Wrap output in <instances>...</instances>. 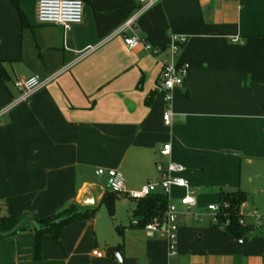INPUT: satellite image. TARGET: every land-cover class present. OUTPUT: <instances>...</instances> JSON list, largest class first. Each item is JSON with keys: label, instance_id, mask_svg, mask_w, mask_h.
Listing matches in <instances>:
<instances>
[{"label": "crops", "instance_id": "0c3cea01", "mask_svg": "<svg viewBox=\"0 0 264 264\" xmlns=\"http://www.w3.org/2000/svg\"><path fill=\"white\" fill-rule=\"evenodd\" d=\"M38 1L0 0V111L19 97L16 81L59 73L0 119V218L45 219L72 204L99 210L110 191L99 170H118L132 191L159 182L157 165L170 161L185 167L197 206H179L174 257L163 235L135 224L138 201L119 195L107 222L100 210L65 228L61 245L46 236L44 260L32 231L0 240V264H264V0H157L125 34L164 52L172 35L187 38L178 64L190 69L173 93L171 127L158 59L115 35L145 3L82 0L83 22L66 32L38 23ZM222 191L246 196L241 216L252 230L242 243L208 211ZM184 195L164 196L178 204Z\"/></svg>", "mask_w": 264, "mask_h": 264}, {"label": "built area", "instance_id": "2783aa9c", "mask_svg": "<svg viewBox=\"0 0 264 264\" xmlns=\"http://www.w3.org/2000/svg\"><path fill=\"white\" fill-rule=\"evenodd\" d=\"M140 1L145 3L144 6L135 15L131 16L115 35L124 34V42L128 50L134 51L137 49H143L153 58L158 59V62L162 66V72L157 92L165 104V112L163 116L164 124L171 127L174 117L173 93L177 88L184 85L190 69V65L187 63L182 65L178 64L180 45L185 43L187 38L172 35L171 44L168 50L164 52V50L156 47L144 37H139L135 34L125 35L128 31H132V26L136 19L152 9L157 3V0ZM84 7L85 4L82 0H39L37 5V20L38 23L43 25L61 26L66 32H68L72 30L73 27L82 24ZM58 74L45 80H42L39 76H33L26 80L16 81L14 85L19 92V97L0 111V119L16 106L28 103L36 93L53 81ZM171 154V144L165 145L161 151V156L168 158ZM157 172L161 177L159 182H150L141 189L132 191L127 189L125 179L118 170L101 169L98 171V174L111 179L109 184L111 192L118 195H125L134 201L144 200L158 193H161L170 199L172 189L174 188L185 191V195L179 199L178 204L169 200L168 206L163 215L144 227V230L149 235H163L168 242L169 256L174 257L178 254V232L181 216L179 206L189 211L197 206V197L196 192L193 191L189 182L183 177L185 172V167L183 165L174 161H170L167 165L159 163L157 165ZM227 207L228 205L226 204L225 208ZM208 211L213 213L216 222L220 220V205H209ZM135 224H138V222H135ZM240 224L246 226L245 220L242 216ZM228 225L229 222L223 223L224 227H227ZM242 242V239L239 240V243ZM94 254L100 255L96 251Z\"/></svg>", "mask_w": 264, "mask_h": 264}, {"label": "trees", "instance_id": "16d2710c", "mask_svg": "<svg viewBox=\"0 0 264 264\" xmlns=\"http://www.w3.org/2000/svg\"><path fill=\"white\" fill-rule=\"evenodd\" d=\"M19 8V0H11ZM20 17L22 24L26 23L24 14L20 11ZM0 63V78L3 82L6 81L4 70ZM119 195L111 191L107 192L103 199L102 204L106 206L108 214L111 218H114L116 212V202ZM246 201V196L240 192H221L220 196V220L222 223L229 222V225L225 227L227 235L232 240H241L244 236L248 235L252 228L248 226H242L240 224L241 219V207ZM228 205L225 208V205ZM168 206L167 198L163 194H155L147 199L138 201V208L136 215L141 217L139 226L145 227L147 224L159 219ZM98 214V208H83L78 204H72L65 210L57 213L56 215L38 219L36 217H14L3 216L0 218V240L12 238L18 234L32 231L35 234V255L38 260L46 259L43 252V242L46 236L52 238V240L60 244V238L63 231L68 226L81 222H92ZM118 233L123 234L121 229L117 228Z\"/></svg>", "mask_w": 264, "mask_h": 264}, {"label": "rangeland", "instance_id": "374dc122", "mask_svg": "<svg viewBox=\"0 0 264 264\" xmlns=\"http://www.w3.org/2000/svg\"><path fill=\"white\" fill-rule=\"evenodd\" d=\"M100 210H101V212H100L101 215H103V218L102 219H103V221L105 223V222H107V219L109 218V214H108V211L106 209V206L104 204H102V203H101L100 208L98 210V214H99V211ZM99 217H100V214H99ZM97 218H98V215H97ZM100 223H101V221H100Z\"/></svg>", "mask_w": 264, "mask_h": 264}, {"label": "water", "instance_id": "95a60500", "mask_svg": "<svg viewBox=\"0 0 264 264\" xmlns=\"http://www.w3.org/2000/svg\"><path fill=\"white\" fill-rule=\"evenodd\" d=\"M109 182H111V179L109 180ZM109 253L112 256H114L118 262H121L122 261L121 258H120V255L118 253V250L116 248L109 249Z\"/></svg>", "mask_w": 264, "mask_h": 264}]
</instances>
